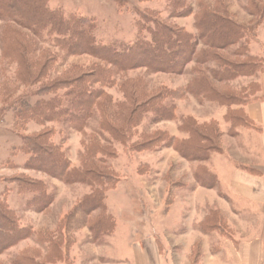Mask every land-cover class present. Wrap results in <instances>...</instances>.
<instances>
[{
	"label": "rangeland",
	"instance_id": "1",
	"mask_svg": "<svg viewBox=\"0 0 264 264\" xmlns=\"http://www.w3.org/2000/svg\"><path fill=\"white\" fill-rule=\"evenodd\" d=\"M184 1L180 14L173 13L170 0L47 2L66 18H92L97 42L120 51L151 39L156 20L197 36V21L219 12L246 28L230 50H213L218 58L205 64L190 61L183 73L146 66L114 71L95 54L67 52L48 30L35 37L25 26L0 17V200L7 201L26 230V236L0 252V264H18L21 258L40 264H135L140 245L147 254L157 249L162 264H204V256L219 251L222 241L246 233L240 223L253 235L260 232L261 201L248 200L245 206L235 199L238 192L227 178L230 166L264 177L261 125L245 107L264 101V0ZM197 46L208 49L201 40ZM240 47L258 62L253 74L230 81L210 74L221 61H247L233 54ZM104 69L114 79L103 86L94 79ZM75 80L93 81L97 89L94 113L82 128L80 114L44 124L19 117L21 101H48L56 95L48 86ZM230 95L247 102L232 104ZM47 131V141L60 147L72 168L85 165L115 175L102 193L101 208L87 212L82 207L94 192L90 185L25 167L30 155L22 150L24 137ZM182 144L207 147L204 159L186 157L179 150ZM19 181H41L50 202L35 206L34 194L21 193ZM233 209L246 210L241 217Z\"/></svg>",
	"mask_w": 264,
	"mask_h": 264
},
{
	"label": "trees",
	"instance_id": "2",
	"mask_svg": "<svg viewBox=\"0 0 264 264\" xmlns=\"http://www.w3.org/2000/svg\"><path fill=\"white\" fill-rule=\"evenodd\" d=\"M47 2L48 0H0V17L25 26L35 37L48 30L50 35H56V43L67 52L95 54L101 61L110 64L114 71L119 72L146 66L152 70L183 73L187 69L185 65L190 61L195 60L200 64H205L213 58H218L213 50H230L231 46L242 40L246 29L232 17L219 12H208L197 21V36L184 28L169 27L164 21L156 20L155 27L149 29L151 39L138 40L130 48L120 51L113 45H103L97 42L94 35L95 22L92 18L76 15L66 18L61 10H50ZM183 2L185 1L170 0L174 14L183 12ZM199 40L208 49L199 50L197 46ZM171 52L172 55H170ZM233 54L245 56L247 61L242 63L221 61L219 62L220 68L209 69L210 74L220 80L230 81L240 74H253L258 69V62L254 61L252 56L247 55L246 50H242L240 47ZM166 55L168 60L163 62ZM110 73L111 71L108 69L102 70L98 77L95 76V82L103 86L111 84L114 76ZM80 82V80L56 81L48 86L50 91H54L56 94L54 98L48 101L41 99L35 104H31L28 100L21 101L23 104H19V109L16 107L14 109L16 108L22 121L34 119L40 124L63 121L67 115L75 117L80 114L78 125L82 128L86 125L87 118L94 113L95 96L97 95L95 90L97 89L93 86V81ZM230 96L227 98L232 104L236 102L244 105V102H247H242L243 98L239 95ZM78 101L85 103L81 105ZM70 123L76 125L75 122ZM49 132L24 137L22 150L30 155L25 167L40 169L65 182H80L90 185L94 188V192L82 201V207L87 212L96 206L101 208L104 205L102 193L113 183L115 175L88 169L85 165L72 168L60 147L47 141L50 140ZM187 145L179 146V150L186 157L200 159L205 156L207 147L199 144ZM106 159V155L100 158L103 162ZM43 162H46V165L51 164L53 170ZM199 181L203 183L204 179L200 177ZM19 183L21 193L31 192L34 194L32 201L35 206L46 205L50 202L51 197L41 181L39 184L26 181H19ZM25 233V227L21 226L16 212L8 205L7 201L0 200V252L7 251L9 247L26 236ZM18 261V264H40L33 260H26V258H21Z\"/></svg>",
	"mask_w": 264,
	"mask_h": 264
},
{
	"label": "crops",
	"instance_id": "3",
	"mask_svg": "<svg viewBox=\"0 0 264 264\" xmlns=\"http://www.w3.org/2000/svg\"><path fill=\"white\" fill-rule=\"evenodd\" d=\"M245 107L249 116L261 125V148L264 152V101L250 103ZM230 167L231 171L228 172L230 177L227 179L229 180L231 178L230 183L232 188L238 192L235 194V199L241 201L245 206H247L248 200H260L263 211L261 215L263 225L261 226L260 232L253 235L251 227L248 228L240 223L242 225L241 229L245 230L246 233L241 237L222 241L220 243V250L215 249L214 252L205 255L203 262L204 264H264V193H260L261 191L264 192V177L250 174L234 166ZM255 187H260L261 189L258 188L259 191H255ZM234 209L233 213L241 217L246 210L242 212ZM151 242L155 246V240L153 239ZM139 250L135 252V264H162L163 256L158 253L157 249L154 250L153 254H147L140 245ZM166 261L167 263L171 262L169 259ZM182 261H184V257Z\"/></svg>",
	"mask_w": 264,
	"mask_h": 264
}]
</instances>
